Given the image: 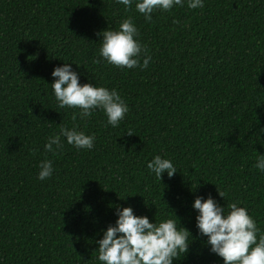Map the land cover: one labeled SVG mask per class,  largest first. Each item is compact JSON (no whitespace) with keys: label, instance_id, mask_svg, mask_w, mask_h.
I'll return each mask as SVG.
<instances>
[{"label":"trees","instance_id":"obj_1","mask_svg":"<svg viewBox=\"0 0 264 264\" xmlns=\"http://www.w3.org/2000/svg\"><path fill=\"white\" fill-rule=\"evenodd\" d=\"M125 17L148 67L93 63L99 34ZM63 62L81 85L120 93L129 111L117 127L102 111L81 121L78 109L57 106L50 73ZM73 125L95 136L92 150H43ZM262 130L264 0H204L156 10L150 22L115 0H0V264H100L96 241L117 207L149 222L178 219L190 237L173 264H223L191 205L209 194L222 207L239 200L264 232ZM155 155L176 166L171 178L148 172ZM45 159L54 171L38 180Z\"/></svg>","mask_w":264,"mask_h":264},{"label":"clouds","instance_id":"obj_2","mask_svg":"<svg viewBox=\"0 0 264 264\" xmlns=\"http://www.w3.org/2000/svg\"><path fill=\"white\" fill-rule=\"evenodd\" d=\"M123 5L125 11L133 6L142 14L146 22L152 20L156 10L169 11L174 6H186L189 9L204 7V0H115ZM102 39L98 49L99 63L103 60L117 68H147L151 56L147 55V45L139 39V31L132 17H125L117 28H107L99 34ZM73 63L63 62L54 67L50 75L52 95L61 109H78L81 121H86L95 111H102L107 125L115 128L128 113L126 101L116 89L79 83V74L72 70ZM264 131V130H262ZM131 135V134H128ZM63 137V142L61 140ZM95 136L85 134L72 127H60L58 134L46 137L43 144L45 152L62 150L64 144L77 150H92ZM255 168L264 172V155H257ZM146 169L158 181L166 173L171 178L177 168L168 158L155 155L146 164ZM54 171L51 160H41L38 164V180H46ZM219 197H225L223 191L216 189ZM239 200L222 207L209 194L197 196L192 209L197 213L195 227L198 234L206 237L210 253L220 257L223 264H264V232L257 227L256 221L246 207L239 206ZM113 224L102 232V238L96 241L97 261L100 264H173L178 256L188 249L190 233L178 226V219L171 213L163 219L149 222L147 216H136L131 207H117Z\"/></svg>","mask_w":264,"mask_h":264}]
</instances>
